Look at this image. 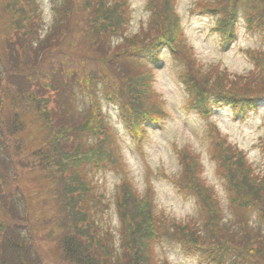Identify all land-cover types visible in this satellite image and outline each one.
Masks as SVG:
<instances>
[{
	"label": "trees",
	"instance_id": "1",
	"mask_svg": "<svg viewBox=\"0 0 264 264\" xmlns=\"http://www.w3.org/2000/svg\"><path fill=\"white\" fill-rule=\"evenodd\" d=\"M175 1L145 0L148 15L132 31L129 0H54L47 26L36 0H0V264H26L25 256L40 250L29 237L35 229L52 237L55 250L39 264H171L154 250L164 236L207 264H264V136L258 168L207 124L226 205L201 181L198 155L176 149L179 172L158 175L192 196L200 215L198 222L169 224L155 211L152 172L138 191L101 110V97L115 104L133 136L164 117L148 64L162 59L163 46L181 61L184 108L203 115L222 105L245 115L264 101V50L247 51L254 66L245 74L204 68L183 39ZM203 10L220 12L212 29L223 47L240 16L249 31L264 35V0H196L191 12ZM29 128L38 139L26 151L21 135ZM95 169L122 173L109 201L92 179ZM19 178L37 188L26 195L19 183L12 195ZM109 202L118 228L99 220ZM192 225L182 239L170 235Z\"/></svg>",
	"mask_w": 264,
	"mask_h": 264
},
{
	"label": "rangeland",
	"instance_id": "2",
	"mask_svg": "<svg viewBox=\"0 0 264 264\" xmlns=\"http://www.w3.org/2000/svg\"><path fill=\"white\" fill-rule=\"evenodd\" d=\"M44 15L45 25L50 21L52 11L50 5L54 0H36ZM196 0H176L175 8L179 16L180 26L183 32L184 41L190 45L197 61L208 68L217 65L232 74H245L253 68L254 64L248 50H264V35L258 31H249L243 18L237 19L236 31L232 41L228 46L222 47L218 33L212 29L219 13L191 14V8ZM145 0H129L130 22L129 30H136L137 26L144 22L148 13L145 9ZM44 26V28L46 27ZM43 28V30H44ZM162 60L157 63L148 62L153 68L151 85L156 92L157 100H161V107L164 108L165 116L162 119L163 126L158 127L150 123L146 130L140 134L142 139L136 143L127 129V123L121 116L118 107L107 102L104 98L100 99V107L106 117L107 125L114 132L118 145V152L124 160L125 169L133 185L138 191H143L145 187V173L150 170L151 186L154 194L155 211L163 212L164 217L158 214L159 221L163 217L170 224L171 221L188 222V220L198 222L200 211L195 206L194 198L185 192L180 191L173 181L158 175L163 171L167 175H174L179 172L180 166L176 149L187 147L197 154L201 163V181L210 187L217 195L223 205L227 204V192L224 188V180L216 172V165L209 152L211 144L207 137V124L215 123L219 130L225 135L228 143L234 144L246 153L247 158L256 167L263 166V157L257 143L260 137L264 136V101H260L256 108H252L245 115L234 114L229 106L212 107L211 114L207 119L193 108H184L186 92L179 78L181 61L173 60L168 54L167 48H162ZM26 140V151L32 150L36 146L38 133L31 128L26 130L21 138ZM136 144L141 145L140 149ZM112 171L95 169L92 172V179L105 195V201L110 200L114 191V185L120 176ZM22 178V177H21ZM20 183L11 184V194L15 195L19 190ZM21 185V183H20ZM33 182L27 180L22 182L21 191L27 192L28 189L35 190L37 187ZM28 195V192L25 193ZM157 209V210H156ZM232 216V213H230ZM100 222L111 227H119L114 204L109 202L107 210L98 214ZM33 224V219H29ZM258 225V221H253ZM30 225V224H29ZM200 225V224H199ZM28 227V226H26ZM197 226L190 228L180 227L178 230H169L170 235L180 239L188 235L186 229L194 231ZM164 228V227H163ZM162 229V227H161ZM22 235L25 238L28 228H23ZM32 231L29 237L36 239V247L44 253H31L26 264H39L42 260H50V256L55 252L52 246V237L43 235L45 231ZM33 233H36L33 235ZM162 236V235H161ZM28 237V236H27ZM51 238V239H50ZM28 240V239H27ZM154 244L155 252L166 257L171 264H207L200 260L198 253L185 254L180 243H171L164 236L159 245ZM156 245V246H155ZM52 248V250H51ZM153 251V250H152ZM51 254V255H50ZM54 264V263H53Z\"/></svg>",
	"mask_w": 264,
	"mask_h": 264
}]
</instances>
